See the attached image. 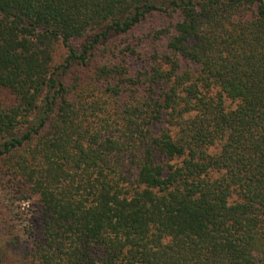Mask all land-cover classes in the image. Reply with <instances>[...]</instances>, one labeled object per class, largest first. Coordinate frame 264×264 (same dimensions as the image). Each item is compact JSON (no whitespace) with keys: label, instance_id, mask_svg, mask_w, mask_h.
Segmentation results:
<instances>
[{"label":"trees","instance_id":"16d2710c","mask_svg":"<svg viewBox=\"0 0 264 264\" xmlns=\"http://www.w3.org/2000/svg\"><path fill=\"white\" fill-rule=\"evenodd\" d=\"M0 92L33 264H264V0H0Z\"/></svg>","mask_w":264,"mask_h":264},{"label":"rangeland","instance_id":"374dc122","mask_svg":"<svg viewBox=\"0 0 264 264\" xmlns=\"http://www.w3.org/2000/svg\"><path fill=\"white\" fill-rule=\"evenodd\" d=\"M150 45L141 47L143 57ZM142 57V58H143ZM134 68L142 65L141 59H131ZM0 101L8 96L0 92ZM40 230L36 199H25L16 180L0 177V262L1 264H33L30 256Z\"/></svg>","mask_w":264,"mask_h":264}]
</instances>
